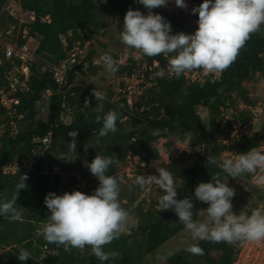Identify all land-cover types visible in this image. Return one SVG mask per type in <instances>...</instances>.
Instances as JSON below:
<instances>
[{
  "label": "clouds",
  "instance_id": "clouds-1",
  "mask_svg": "<svg viewBox=\"0 0 264 264\" xmlns=\"http://www.w3.org/2000/svg\"><path fill=\"white\" fill-rule=\"evenodd\" d=\"M97 0H94L96 4ZM106 3L107 0H101ZM147 10L129 8L124 16L119 39L128 49L136 50L148 57L161 54L171 56L170 75L179 78L194 69H201L206 75H215L228 69L246 45L252 33L264 26V0H202L191 8L192 14H198V27L194 33L172 32L169 20L153 9L166 7L173 0H136ZM176 6L187 8L186 0H174ZM138 58V57H133ZM105 71L116 73L121 63L110 54L100 56ZM165 71L156 72V76L165 78ZM92 94L96 100V122H102L97 135V143L110 133L117 131V113L105 112L103 101L106 93L95 88ZM89 101L85 100V107ZM156 134V133H154ZM69 145L75 151L78 133L72 130ZM184 143H191V135L186 134ZM139 158V157H138ZM111 156L95 155L85 166L95 176L99 184L90 194L81 190L65 191L62 194L49 192L44 203L50 210L49 219L41 224L40 234L48 243L64 245L65 250L91 247L92 254L106 264L115 260L119 254L105 251L104 246L132 228L139 227V221L122 207L120 203V182L117 177L107 175L108 169L117 163ZM157 174H138L135 183L141 188L155 185L161 195L158 198L159 209L174 210L178 221L190 232L185 250L194 255H203L204 249L199 241L216 243H235L237 241L264 242V208L247 213L233 211L232 198L234 188L219 177L201 181L194 188L197 200L206 203L202 209L206 219L194 218L193 200L187 196L177 198L179 188L173 174L164 166L154 163ZM207 166H216L228 177H238L244 173L264 171V150L251 148L234 158L207 156ZM27 176L22 175L15 193L10 200H0V217L19 220L22 213L17 208L20 189L27 187ZM17 259L21 262L30 259L26 249H20Z\"/></svg>",
  "mask_w": 264,
  "mask_h": 264
},
{
  "label": "rangeland",
  "instance_id": "rangeland-1",
  "mask_svg": "<svg viewBox=\"0 0 264 264\" xmlns=\"http://www.w3.org/2000/svg\"><path fill=\"white\" fill-rule=\"evenodd\" d=\"M201 2L202 0H186L187 8H181L176 6L173 0L166 7L153 9V12L160 13L167 20L174 16L176 18V26L182 29L181 32L194 33L198 27L196 23L198 14H192L191 8L198 6ZM138 8L144 13L147 12L143 5L139 3ZM96 16L97 20L102 22L104 26L100 27L98 32L89 40L77 38L76 35L78 34L79 36L80 30L78 33L70 31L67 38L71 37L72 45L79 41L90 54L92 69L90 75L84 81L85 85L93 89L96 86L98 90L105 92L106 96L111 100L121 102L122 99L115 90L117 77L124 71L121 61L126 58V63L128 64L135 60L133 57H144V55L136 50L128 49L119 39L124 14L118 13L111 7L102 5L98 8ZM258 33L264 36V26H261ZM246 48L245 45L241 49L240 54L233 63L234 65L238 63L239 57L245 53ZM105 53L112 55L118 63H121L118 72L109 73L105 71L100 61V56ZM262 58L264 60V55ZM229 95L230 97L227 100H230V103L241 110L242 118L246 122L253 121L250 135L247 139L241 141L240 146L246 147L253 143L255 138H261L259 144L254 148L264 150V69L250 68L242 77L240 88H235ZM260 102L263 104V109L258 112L257 119H255V114L249 109V106H255ZM37 110L38 115H42V118L46 120L52 111V105L48 101L40 100ZM197 112L201 121L190 119L188 123H184L176 120L172 127H165L172 140L179 139L184 141L186 134L191 135L190 145L193 148L190 153L176 157L167 164L158 160V156L152 154L151 151L142 150L138 152L141 157L139 167H132V161L128 157L130 150L133 149L131 138L122 140L102 138L97 143V133L93 132H86L75 138V151L69 145L73 138L68 135L60 136L44 154L36 147L33 152L40 155L43 171L47 174L41 182V188L46 189L45 195H41L29 209L20 211L22 215L19 220H11L8 217L0 218V253L2 249L12 247L13 239L22 232L24 223L26 224L29 219L36 236L41 235L40 226L49 219L50 215V210L44 203L47 193L56 192L57 194H62L65 191L81 190L88 184L94 185L95 188L98 186V179L91 174L84 164L85 161L90 162L97 154L111 156L118 161L108 169L106 174L118 178L121 189L120 203L132 217L139 221L138 228L129 229L121 234L126 239L125 249L122 253H119L117 259H110L106 264H144L148 261L162 263L165 259L177 255L184 256L187 264H205L199 255L191 254L185 250L191 235L186 228L181 229L178 234L169 239L155 252H146L147 234L151 225L170 212L171 209L161 211L159 209L158 198L161 195L159 191L162 190L151 184L141 188L135 183V178L138 174L158 175L154 166L155 163L166 167L173 174L179 186L177 189L178 199L182 196L183 188L189 179L195 175L209 174L211 180L219 177L222 182L227 181L228 185L234 188L235 196L232 198V205L233 211L237 214L241 212L250 214L251 211L257 208H264V191L258 184V182L260 184L263 183L264 171L257 170L255 173H244L234 178L228 177L226 173H223L221 169H217L215 166H207V159L203 158L208 144L207 140L212 137L219 142H223L226 134L221 127L213 126L211 123V117L215 115L214 106H199L197 107ZM27 125L28 122L24 120L22 122L23 129ZM146 128L147 125L144 123L133 126L124 121V132L126 133L134 129L135 132L140 134V131ZM151 147L153 148V144H151ZM55 163L67 164L69 168H74L73 170L76 172L74 175L54 173L52 166ZM83 171L86 172V176H84ZM77 176H80V179ZM189 198L198 206L199 219H206V214L202 209H206L208 205L197 200L194 193ZM114 240L104 246L105 251L114 252ZM238 242L230 244L235 246ZM57 254L58 250L43 246L42 257L39 260L44 264H66L63 260L68 258L69 262L67 264H100V261L92 254L91 247H86L83 250L73 248L69 255L62 253L58 261L54 260Z\"/></svg>",
  "mask_w": 264,
  "mask_h": 264
},
{
  "label": "trees",
  "instance_id": "trees-1",
  "mask_svg": "<svg viewBox=\"0 0 264 264\" xmlns=\"http://www.w3.org/2000/svg\"><path fill=\"white\" fill-rule=\"evenodd\" d=\"M22 4L25 8L35 10L38 14V20L33 26L42 36L38 53L50 61H56L65 56L62 35L68 36L70 31L78 33L80 30L79 36L78 34L76 35L77 38L89 40L91 37L85 31V27H88L93 34H96L98 29L104 26L102 22L97 20L96 16L100 6L111 7L124 15L129 8H138L136 0H107L106 3L97 0L96 4L94 0H22ZM46 15H50V22L41 20ZM169 21L171 22L173 33L182 31L176 26V18L174 16L170 17ZM67 39L72 45L71 37ZM246 47V51L239 57L238 63L232 64L223 71L221 81L215 80L210 76L204 83H192L188 82L183 74L179 78H159L158 85L139 98L134 110L135 115H131L127 120V123L133 126L140 123L147 125L146 129L140 131L142 139L139 142H132L133 149L131 150L135 153L148 150L158 156L157 151L151 147V144L161 134L162 130L167 126L172 127L176 120L184 123H188L190 119L201 121L197 112V107L199 106L215 107V115H212L211 123L213 126L218 127L217 117L220 113V106L230 102V100H227L230 97V92L235 88H240L241 79L250 68L264 69V60L262 58L264 55V36L258 32L252 33L250 39L246 42ZM144 57L151 63L159 60L166 64L164 54L155 57ZM88 59L90 60V54ZM32 70V92L28 96L23 97L22 104L18 107L20 113H25L24 120L28 122V125L24 129L22 126L18 135H5L2 138V147L0 149V200H10L12 198L16 186L22 177L21 171L15 175L4 174L1 170L2 166L12 161L23 162L29 155H32L33 149L38 146L32 140L34 135H45L51 130L53 133L51 145H53L60 136L68 135L72 130L77 131V136H79L86 132L98 133L102 127V122L98 123L95 120L98 102H96L92 90L85 87H77L75 90L76 94L74 96L68 95L66 98L70 104L80 105L83 108V112L77 118H74L71 124L62 123L59 120L63 110L61 105L63 97L55 95L50 99L52 111L48 115L46 125L41 127L39 119L43 118L42 115H38L37 110L40 93L46 86L53 85L54 80L50 72H40L36 63L33 64ZM85 100L89 101L87 107H85ZM103 104L105 112L110 109L114 110L118 117L117 131L110 133L104 139L122 140L131 138L135 130L124 132V122L122 121L126 114L124 109L126 106L125 99H122L121 102H112L106 96ZM143 106L145 109L141 110ZM162 111H164L165 116H160ZM54 121H58V124L51 126ZM241 121L246 122L243 118H241ZM245 139L247 137L242 140H229L226 143L224 141L219 142L211 137L210 140H207L208 144L203 158L207 159V156L220 157V154L225 149L239 150L240 153L246 152L257 146L261 140V138H255L254 142L248 146H240L241 141ZM70 169L73 170L74 168L71 167ZM83 174L86 176L85 171H83ZM46 175L40 159L36 169L32 171L31 178L26 180L27 187L19 190L17 208L20 211L29 209L41 195H45L46 189L41 188V182ZM74 179L76 181L75 177ZM208 180H211L209 174L193 176L185 184L182 196L179 199L185 196L190 197L199 182ZM94 189V185L88 184L82 192L90 194ZM193 205L194 218L199 219L198 206L194 202ZM27 223H24L22 232L13 239L12 247L2 249L0 264H44L39 260L42 257L43 246L58 250V254L54 259L56 261L61 258L62 253L69 255L73 250L72 248L66 251L64 245L48 243L42 235L36 236L30 224V219ZM183 228H185L184 225L178 221L174 210H171L151 225L147 234L146 252H155ZM125 244V236L120 235L118 239L114 240L113 251L118 254L122 253L125 249ZM199 246L204 249V254L199 256L204 260L205 264H233L234 246L232 244L201 241ZM20 249H26L30 253V259L24 262L19 261L16 255H18ZM63 261L67 264L69 259L64 258ZM144 264H187V262L184 256L177 255L165 259L162 263L148 261Z\"/></svg>",
  "mask_w": 264,
  "mask_h": 264
},
{
  "label": "built area",
  "instance_id": "built-area-1",
  "mask_svg": "<svg viewBox=\"0 0 264 264\" xmlns=\"http://www.w3.org/2000/svg\"><path fill=\"white\" fill-rule=\"evenodd\" d=\"M37 20V12L25 8L22 0H0V148L2 147V138L5 135L16 136L22 129L25 113H20L18 107L22 104L23 97L32 92L31 76L34 63L37 64L40 72H50L54 80L53 85H48L41 91L40 100L50 102L53 96H62L63 102L61 105L63 110L59 120L65 124L73 122L77 107L70 104L66 98L68 95L74 96L77 87H85L84 81L90 75L92 69V62L88 59V50L79 41L70 45L66 35H62L65 52L63 58L50 61L40 56L38 51L41 47L42 36L33 27ZM41 20L50 22V15L42 17ZM164 57L166 64L159 60L151 63L142 56L135 58L134 61L128 64L126 58L121 61L124 71L117 77L115 90L120 98L126 101L124 108L126 114L122 119L123 122L127 121L131 115H135L134 110L137 99L158 85L160 77L156 76L157 71L164 70L166 73L165 78L175 77L168 74L171 56L164 55ZM183 75L188 82L204 83L210 76L221 81L223 72L206 75L203 70L194 69L185 72ZM144 109V106L141 107V110ZM249 109L257 119L258 112L263 109V104L260 102L255 106L250 105ZM219 111L217 122L219 123L218 127H221L226 134L224 142L242 140L250 135L253 121L242 122V113L239 108L229 102L226 105H221ZM163 115L165 116L164 111L160 116ZM47 119L48 117L46 121ZM57 124L58 121H54L51 126ZM131 139L133 142H139L142 137L139 132H135ZM32 140L38 145L39 151L44 154L51 147L53 133L50 130L45 135H34ZM152 144L158 153V160L166 164L176 157L190 153L193 149L190 144L184 143L183 140H172L165 129L162 130ZM203 146L205 147L204 143ZM239 153V150L225 149L220 157L234 158ZM128 157L132 161V167H139L141 157L138 152L135 153L130 150ZM40 158V155L33 152L23 162L12 161L2 166L1 170L8 175H15L21 171L22 175H26L27 179H30L32 171L36 169ZM52 167L54 173L61 175H74L76 172L63 163H55ZM77 177L80 179V176ZM258 184L264 191V180L263 183L258 182ZM77 185L79 186V184ZM84 188H86V185ZM233 264H264V242L239 241L234 246Z\"/></svg>",
  "mask_w": 264,
  "mask_h": 264
},
{
  "label": "water",
  "instance_id": "water-1",
  "mask_svg": "<svg viewBox=\"0 0 264 264\" xmlns=\"http://www.w3.org/2000/svg\"><path fill=\"white\" fill-rule=\"evenodd\" d=\"M85 31L89 34L90 37H92L94 34L88 29V27H85ZM83 112V108H81L80 105L76 107V115L75 118H77L81 113ZM39 123H41V127L46 125V120L39 119Z\"/></svg>",
  "mask_w": 264,
  "mask_h": 264
},
{
  "label": "crops",
  "instance_id": "crops-1",
  "mask_svg": "<svg viewBox=\"0 0 264 264\" xmlns=\"http://www.w3.org/2000/svg\"><path fill=\"white\" fill-rule=\"evenodd\" d=\"M85 88H88L90 90H93V88H91L90 86L88 87V86L85 85Z\"/></svg>",
  "mask_w": 264,
  "mask_h": 264
}]
</instances>
